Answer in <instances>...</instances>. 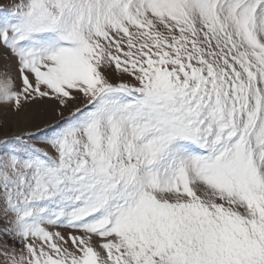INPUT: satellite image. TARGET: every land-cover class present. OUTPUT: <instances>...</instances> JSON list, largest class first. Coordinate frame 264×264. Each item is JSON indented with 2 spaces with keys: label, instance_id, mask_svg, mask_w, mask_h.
I'll list each match as a JSON object with an SVG mask.
<instances>
[{
  "label": "snow or ice",
  "instance_id": "6c2138e0",
  "mask_svg": "<svg viewBox=\"0 0 264 264\" xmlns=\"http://www.w3.org/2000/svg\"><path fill=\"white\" fill-rule=\"evenodd\" d=\"M0 61V264H264V0H16Z\"/></svg>",
  "mask_w": 264,
  "mask_h": 264
},
{
  "label": "rangeland",
  "instance_id": "374dc122",
  "mask_svg": "<svg viewBox=\"0 0 264 264\" xmlns=\"http://www.w3.org/2000/svg\"><path fill=\"white\" fill-rule=\"evenodd\" d=\"M16 0H0V8L10 6L14 4ZM0 63H3V61H0ZM113 78H116L114 75ZM34 109L35 113V119L36 123L43 126L47 123L54 122L55 117V111L56 108L55 102L52 100H44V101H38L35 105L30 106ZM67 111L64 110V115H67ZM8 131H16V128H7ZM3 133L0 132V135Z\"/></svg>",
  "mask_w": 264,
  "mask_h": 264
},
{
  "label": "bare ground",
  "instance_id": "6f19581e",
  "mask_svg": "<svg viewBox=\"0 0 264 264\" xmlns=\"http://www.w3.org/2000/svg\"><path fill=\"white\" fill-rule=\"evenodd\" d=\"M16 130H18V129H16Z\"/></svg>",
  "mask_w": 264,
  "mask_h": 264
}]
</instances>
